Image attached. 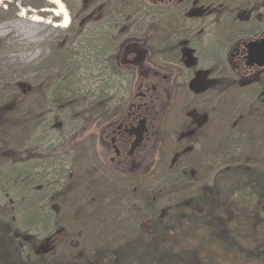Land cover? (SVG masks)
Listing matches in <instances>:
<instances>
[{"label":"rangeland","instance_id":"rangeland-1","mask_svg":"<svg viewBox=\"0 0 264 264\" xmlns=\"http://www.w3.org/2000/svg\"><path fill=\"white\" fill-rule=\"evenodd\" d=\"M62 1L70 16L66 27L57 26L61 18L52 12L38 13L56 9L46 0L0 1V230L7 222L16 227L9 234L21 242L24 261L29 257L31 262H40L34 264H76L99 250H112L133 240L143 229L149 232L151 226L144 222L158 216L168 218L175 205L211 187L225 168L241 165L264 171V70L258 72L259 82L240 86L226 57L234 39L263 28L264 0H240L236 13L233 0H210L209 12L197 11L193 16L186 2L162 10L160 18L148 0H125L130 34L141 35L144 30L139 24L147 19V25L155 29L153 43L158 46L161 33H169L177 21V41L190 38L209 57L220 45L224 44L221 53L226 51L225 55L218 52L215 62L209 61L210 67L204 59L203 66L211 71L207 91L194 93L187 87L190 77L176 78L172 104L157 123L144 163L131 173V179L114 174L111 169L118 165L110 161V155L100 157L106 126L102 112L116 110L127 91L112 90L114 98L106 110L105 97L91 104L96 100L90 88L80 91L82 97L75 96L76 76L65 73L83 77L89 69L90 60L83 57H92L85 45L92 40L90 33L78 39V26L95 27V7L114 5L115 0H87L86 6L85 0ZM33 17L43 21L34 22ZM186 29L192 30V36L184 33ZM222 34L224 43L218 40ZM214 39L217 42L212 43ZM105 44L106 40L94 41L95 46ZM196 48L190 46L191 60L200 63L203 57ZM71 54L77 58L70 60ZM221 61L224 71L219 74ZM26 88L29 94H23ZM56 89L72 100L50 104L49 93ZM202 116H206L203 124L193 122ZM227 177L222 175L218 181L231 195L236 188L228 180L235 179L230 174ZM244 196L240 200L247 204ZM256 206H248L246 213L224 209L222 215L230 219L241 244L259 251L258 255L224 250L216 242L207 244L216 263H264V206L258 210ZM190 227L176 231L171 243L201 244L207 228ZM44 245L47 250L41 257L36 251Z\"/></svg>","mask_w":264,"mask_h":264},{"label":"flooded vegetation","instance_id":"flooded-vegetation-1","mask_svg":"<svg viewBox=\"0 0 264 264\" xmlns=\"http://www.w3.org/2000/svg\"><path fill=\"white\" fill-rule=\"evenodd\" d=\"M149 4L155 8L156 17L161 16L162 10H172L183 6L187 2L189 14L193 16L197 11L202 13L209 12L210 0H148ZM209 1L208 4L205 2ZM240 0H233V12H238L240 8L238 2ZM97 11L96 7L94 9ZM114 10V9H113ZM127 9L114 10L108 13L107 20L100 19L96 16V26L93 28H86L85 25L78 26L79 33L76 35L78 39L87 37L90 33V41H85L88 52L91 53L89 64L85 67L89 68L82 73L83 77L67 73L68 75L76 76L74 80L76 90L90 88L91 96L96 104L106 99V110L110 107L114 96L110 94L112 90L127 91V97L122 99L116 110L109 113L105 110L102 112L104 118L103 125L105 129L103 132L104 141L102 148L100 147L101 159L104 154L110 155V161L116 163L118 168L112 167L114 173L121 175L132 176L131 174L136 171V168L142 166L146 156L148 144L155 135L154 131L157 123L160 122L163 114L170 108L173 98L175 81L178 76H188L190 79L187 81V87L191 91L203 93L207 91L208 79L211 74L210 68L206 69L205 66L210 67L209 61L215 62L213 58L221 53L224 49V44L219 46V49H214L217 53L209 57V53L200 45H195L196 42L187 38L186 40L177 41L175 37L178 29V22L174 21L170 26V32L165 35L161 33L160 45L156 46L153 43L155 39V29L152 25H147V19H144L139 24V29H143L141 35L130 34L131 25L127 21ZM95 13V12H94ZM200 16V15H197ZM146 21V22H145ZM215 23V21H213ZM129 23L127 26L125 24ZM139 23V22H137ZM210 21V25H211ZM263 28L260 31L252 32L249 35H243L234 39L226 54L228 64L231 69L236 72L237 84L240 86L250 85L259 82L260 76L258 71L260 69L247 68L245 66L246 52L243 47L228 59V54L232 46L241 40L255 39L264 36V17L262 19ZM90 26V24H89ZM195 32V31H194ZM174 33V35H173ZM193 34L191 29H186V32ZM104 35L102 40H106L105 46L99 47L94 45L97 42V36ZM221 43H224L225 35L222 34L218 37ZM221 39V40H220ZM197 40V39H196ZM198 42V41H197ZM213 42H217L215 39ZM194 44L197 48L196 53L202 55L200 63H193L190 55V46L194 49ZM190 51V52H189ZM226 52V51H225ZM225 52L221 53L225 55ZM205 53V54H204ZM204 54V55H203ZM89 55V54H88ZM77 58L76 54H71V58ZM80 57V56H79ZM193 57V56H192ZM225 57V58H226ZM204 59L207 60V65L203 66ZM200 61L198 57V62ZM206 64V63H205ZM219 74L224 71L223 61L219 63ZM181 68V69H180ZM76 70H79L76 68ZM264 70V69H263ZM262 69L260 71H263ZM210 72V73H209ZM81 73V72H80ZM222 82H225V80ZM218 81V85L222 83ZM90 83V86L88 84ZM103 92L104 97L98 98L96 92ZM111 96V97H110ZM95 104V105H96ZM98 114H95V117ZM206 116L200 117L196 124H203ZM98 145L99 139H98ZM138 170V169H137ZM9 232H14L9 230ZM9 234L10 241H14V237ZM14 236H16L14 234Z\"/></svg>","mask_w":264,"mask_h":264},{"label":"trees","instance_id":"trees-1","mask_svg":"<svg viewBox=\"0 0 264 264\" xmlns=\"http://www.w3.org/2000/svg\"><path fill=\"white\" fill-rule=\"evenodd\" d=\"M114 1V0H113ZM111 1V2H113ZM87 0H85L84 6ZM98 5L96 7L94 15L99 16L100 19H106L108 13L114 10H123V8H128L129 5L125 0H115L114 5ZM120 4V5H119ZM132 4V3H129ZM91 5V3L89 4ZM123 5V8L120 9ZM113 6V8H111ZM96 18V17H95ZM81 30V26L79 28ZM76 32V35H78ZM104 35H98L97 40L103 39ZM69 90V89H67ZM71 90V89H70ZM83 90V89H82ZM77 91L76 94H79L80 97L83 95L80 94L81 90ZM23 94H29L31 91L29 88L23 90ZM66 92L54 90L53 94L49 93L50 104H58V101L69 102L72 99L68 96H64ZM91 95V91L89 92ZM88 95V93H87ZM94 95V94H93ZM92 95V96H93ZM96 95L98 98L104 97L105 94L101 91H97ZM91 96V97H92ZM52 101V102H51ZM95 105V102L91 103ZM5 108L9 106L5 105ZM235 180H228L231 187L235 186L234 192L228 194L227 187H223L220 181V176L224 175L225 178H229V174ZM123 178H129V176L121 175L119 173H114ZM233 194V195H232ZM246 200L247 204H243L240 198ZM236 195V196H235ZM236 197V198H235ZM238 199V201L234 200ZM256 201V202H255ZM256 203V210H258L259 205L263 204L264 206V171L257 169L246 168V166H234L225 168L219 171L213 185L207 187L205 190H201L200 193L191 197L179 204L175 205L174 212L169 215L168 218L162 219L161 217H156L147 222L151 226L150 231L142 230V223L140 229L142 234H139L133 240L125 242L124 244L119 245L115 249H103L96 252L92 257L88 259H79L75 263L82 264H219L214 260V256L209 253L206 249L207 244L217 243L224 250L230 248L235 249L237 252L247 253L250 255L257 256L259 251H255L250 247H244L239 240V234L232 230L230 226V219L224 218L222 211L225 209H238L241 212L246 213L248 206L254 205ZM241 207H240V206ZM147 223V224H148ZM6 230L16 231L11 223H5ZM202 226L207 228L205 235L200 238L201 244H187L182 245L179 241H176L175 244H172L175 237L173 234L180 229H186L190 226ZM8 226V227H7ZM5 229L0 230V257H6L5 261H0V264H9V263H40L39 261L31 262L29 257L26 258L28 261H24L22 258L23 250L20 249L21 242L16 238L14 241L8 240L9 231ZM191 227L189 228V230ZM206 230V229H205ZM148 232L149 235L144 234ZM14 233V232H12ZM145 236H149L145 238ZM14 242V243H13ZM172 242V243H171ZM19 244V245H18ZM176 245L178 248H176ZM45 245L41 246L36 254H40L41 257L46 251ZM48 252V251H47ZM205 252L207 254H205ZM41 263H50L42 262ZM54 263H72V262H54ZM264 264V263H262Z\"/></svg>","mask_w":264,"mask_h":264},{"label":"water","instance_id":"water-1","mask_svg":"<svg viewBox=\"0 0 264 264\" xmlns=\"http://www.w3.org/2000/svg\"><path fill=\"white\" fill-rule=\"evenodd\" d=\"M240 47H243L246 52L245 66L247 68L264 69V36L236 42L232 46L228 57L231 59L232 55L235 54Z\"/></svg>","mask_w":264,"mask_h":264},{"label":"bare ground","instance_id":"bare-ground-1","mask_svg":"<svg viewBox=\"0 0 264 264\" xmlns=\"http://www.w3.org/2000/svg\"><path fill=\"white\" fill-rule=\"evenodd\" d=\"M2 1V0H0ZM49 3L55 5L56 9H42L39 10L38 13H40L41 15H45L46 13L48 14L49 11L52 12L55 16H58L61 18V23L57 24L58 27H66L69 22H70V16H69V12L65 6V4L63 3L62 0H46ZM32 21L34 22H42L43 19L37 18V17H33L31 18Z\"/></svg>","mask_w":264,"mask_h":264}]
</instances>
